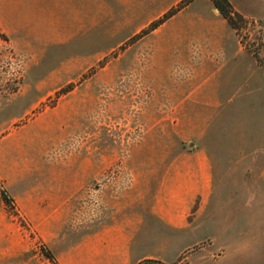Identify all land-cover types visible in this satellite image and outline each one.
I'll return each mask as SVG.
<instances>
[{
	"label": "rangeland",
	"instance_id": "1",
	"mask_svg": "<svg viewBox=\"0 0 264 264\" xmlns=\"http://www.w3.org/2000/svg\"><path fill=\"white\" fill-rule=\"evenodd\" d=\"M226 2L241 17L232 27L211 0H97L86 4L80 33L63 4H49L53 27L34 29L18 47L0 31V264H60L111 227L136 231L133 264L232 253L241 218L255 221L256 235L264 165L252 162L264 158V132L259 146L239 145L255 136L250 104L264 94L260 73L244 68L231 78L215 114L195 97L215 70L205 59L219 54L209 49L221 43L241 45L264 73V0ZM196 150L219 161L226 187L236 183L240 207L225 194L219 209L189 219L191 235L171 236L151 205L170 162Z\"/></svg>",
	"mask_w": 264,
	"mask_h": 264
},
{
	"label": "crops",
	"instance_id": "2",
	"mask_svg": "<svg viewBox=\"0 0 264 264\" xmlns=\"http://www.w3.org/2000/svg\"><path fill=\"white\" fill-rule=\"evenodd\" d=\"M96 2L97 0H0V31L10 37L11 42L18 47L34 33V29L53 27L54 23L50 21L58 18L48 14L51 7L49 4H63L61 9L66 13L65 18L74 19V25H77L79 29L77 33H80L83 19L87 20V15L83 16V12L92 11V8H87L86 4ZM35 4H38V10H40L36 14L32 9ZM89 21L84 24L91 27L92 21L91 19ZM69 33L75 32L70 31ZM208 34L212 35L209 29ZM22 36H25L24 39ZM209 51L212 54L213 51L219 54L214 59L209 56L207 60L205 59L207 65L215 70L210 69V78L201 85V90L195 95L200 107L207 113L215 114L221 111L219 95L222 88H225L229 80L244 68L249 69L251 74L259 72L262 86H264L263 71L252 55L244 52L241 45L221 43L217 48L209 49ZM228 67L231 69L225 71V79L216 88L207 89L206 86L212 76L217 72L222 73ZM256 93L250 104L252 115L250 127L255 132V136L250 142L248 141L250 144L241 142L240 148L259 146L262 141L264 94L258 91ZM202 137L203 135L200 139ZM198 150L189 154H178L170 162L165 175L159 182V188L154 196L155 202L151 205V218L168 228L171 236L191 235L193 230L189 219L204 209H219L225 194L231 195L229 202L235 205V210L240 207L239 200L235 199L236 183H231L226 187L220 175L219 165H216L219 161L203 154L200 155ZM252 164L258 170L264 165V158L257 157ZM254 223L252 218L237 220L241 230L234 235V243L237 247L232 253L198 251L186 255L176 264H228V259L235 260L234 264H264V221L257 224L256 235L250 236L249 228L254 226ZM136 235L135 230L131 231L126 226L104 229L67 251L61 257L60 264H133L130 250L131 244L137 242ZM247 248H252V250H247ZM136 262H138L137 259L134 264Z\"/></svg>",
	"mask_w": 264,
	"mask_h": 264
},
{
	"label": "trees",
	"instance_id": "3",
	"mask_svg": "<svg viewBox=\"0 0 264 264\" xmlns=\"http://www.w3.org/2000/svg\"><path fill=\"white\" fill-rule=\"evenodd\" d=\"M214 4V7L219 11V14L223 17L224 20H226L227 24L229 26H234L233 24V19H239L241 20V17L237 14H233L231 12H229L227 10L226 7H229L228 3L226 2V0H211ZM174 14L170 13L167 16H165L163 18V20H159L156 23H154L151 26V31L155 30L158 26H160L166 19H169L170 17H172Z\"/></svg>",
	"mask_w": 264,
	"mask_h": 264
},
{
	"label": "water",
	"instance_id": "4",
	"mask_svg": "<svg viewBox=\"0 0 264 264\" xmlns=\"http://www.w3.org/2000/svg\"><path fill=\"white\" fill-rule=\"evenodd\" d=\"M215 12L219 13V11L217 9L214 10Z\"/></svg>",
	"mask_w": 264,
	"mask_h": 264
}]
</instances>
